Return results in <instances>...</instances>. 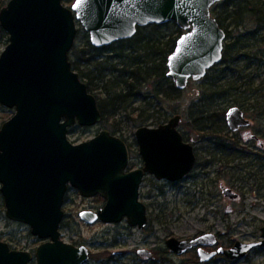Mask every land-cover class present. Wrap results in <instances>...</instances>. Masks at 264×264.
Returning <instances> with one entry per match:
<instances>
[{
	"label": "water",
	"instance_id": "95a60500",
	"mask_svg": "<svg viewBox=\"0 0 264 264\" xmlns=\"http://www.w3.org/2000/svg\"><path fill=\"white\" fill-rule=\"evenodd\" d=\"M222 1L83 0L77 8L75 0L68 8L63 0H9L0 9V26L9 35L0 55V104L15 110L0 128V192L6 217L27 224L42 240L35 253L14 250L0 240V264L87 263L89 248L61 237L62 207L70 187L83 197L105 200L98 212L80 213L87 223L126 220L142 230L149 223L147 206L140 201L146 174L176 183L196 165L194 147L179 130V114L158 127L137 129L144 166L131 171L126 143L108 130L82 144L68 139L71 127L103 121L96 97L70 61L77 22L96 48L132 39L139 28L175 23L184 33L167 58V77L183 91L190 80H202L222 62L227 34L211 12ZM226 122L233 132L250 123L238 107L227 111ZM223 193L234 197L228 189ZM217 241L215 234L205 233L192 240L170 237L166 246L176 255L199 246L204 262L217 254L236 260L264 247V227L260 241H236L230 249L213 253L202 248ZM138 253L153 259L148 250Z\"/></svg>",
	"mask_w": 264,
	"mask_h": 264
},
{
	"label": "rangeland",
	"instance_id": "374dc122",
	"mask_svg": "<svg viewBox=\"0 0 264 264\" xmlns=\"http://www.w3.org/2000/svg\"><path fill=\"white\" fill-rule=\"evenodd\" d=\"M1 1L0 9L9 2L0 0V3ZM74 1L63 0L68 8H71ZM77 28L74 46L84 54H94L96 60L104 62L102 69L118 64L115 59L117 55L128 54L124 47L129 43H115L112 47H103L99 51L91 49L88 46L89 34L79 22ZM0 30L1 55L9 43V35L1 26ZM177 30L180 28L175 23L162 25L161 37L167 40ZM238 32L233 31V34L238 35ZM144 36H152V31L144 32ZM242 43L252 48V37L243 38ZM111 57L112 61L107 63ZM261 63L263 61L242 59L231 65L233 71L228 73L225 71L227 66L220 64L219 68L208 72L207 80L204 78L201 81H190L187 88L180 90L181 93L172 99H148V103H145L142 99L131 98L121 110L110 118L103 119L101 123L91 127L75 125L69 129L68 139L74 144L90 141L103 130H108L122 139L128 147V170L131 171L144 166L135 136L137 129L141 126L158 127L179 114L183 118L179 130L184 139L194 147L197 155L194 170L183 181L173 183L157 180L154 175L146 174L140 187V201L147 206L149 223L142 230L130 227L126 220L119 224L100 221L87 223L80 218V213L85 210L98 212L104 207L105 200L100 196L83 197L77 189L70 187L62 207L65 216L60 226L61 237L65 242L77 246L86 245L89 248L91 257L85 264H184L186 258L193 257V254H172L166 246V240L170 237L188 240L213 232L220 234L219 244L223 247L231 246L236 241L251 243L261 239V228L264 227V151L258 145L246 146L241 137L231 133L227 124L228 134L224 131V136L216 137L195 130L189 119L192 106L203 103L205 84L221 81L222 88L231 89L235 86L238 89H233L224 97L213 101L210 110L219 113L220 118L217 120L226 123L222 112L238 106L254 122L253 132L264 140V115L261 113L264 111V65ZM82 69L86 70L85 67ZM258 74L255 84L252 85V77ZM84 81L87 82L86 79ZM98 85L99 89L90 92L97 102L105 98L101 89L102 83L98 82ZM256 89L258 90L255 91ZM149 90L151 87L147 85L141 92L148 95ZM252 90L255 91L254 94ZM253 104L261 111L253 109ZM153 107H156V111H152ZM143 109L146 110L142 113L143 117L154 115L158 118L160 114L157 112L161 111L162 119L142 121L143 119H139V110L142 112ZM14 113V109L0 104V128ZM210 155L215 156L211 163ZM223 189H228L237 196H225ZM0 240L7 242L14 250L32 253L42 243V240L31 233L30 226L6 217L1 192ZM141 249L151 252L154 259L140 255L138 251ZM212 264H264V249L255 250L245 258L235 261L218 257Z\"/></svg>",
	"mask_w": 264,
	"mask_h": 264
},
{
	"label": "trees",
	"instance_id": "16d2710c",
	"mask_svg": "<svg viewBox=\"0 0 264 264\" xmlns=\"http://www.w3.org/2000/svg\"><path fill=\"white\" fill-rule=\"evenodd\" d=\"M2 5V1L0 3ZM212 15L216 18L219 25L225 30L227 43L223 53V65H226V73L233 71L231 65L239 60L247 61H263L264 65V0H223L212 7ZM162 25H150L144 28H139L135 37L129 40L117 42L121 45H126L124 51L128 54L117 55L118 64H113L102 69L104 62L96 60L94 54H84L75 46L70 52V60L72 67L77 71L88 86V90L93 92L99 89L98 82L102 83V93L105 98L98 100V106L103 114V119L106 120L116 114L123 108V105L129 99H142L148 103V99L154 100H169L181 93L175 86V83L167 77V58L173 52L176 42L182 35L181 30H177L173 36L167 40L161 37ZM151 30L152 36H144V32ZM2 32V30H0ZM233 31H239L238 35H234ZM245 37H252V48H248L241 41ZM165 40V41H164ZM115 45V44H114ZM91 49L99 51L102 48H96L88 44ZM113 45L109 46L112 47ZM106 47V48H109ZM250 51V52H249ZM252 51V53H251ZM112 61V57L108 62ZM221 64V65H222ZM220 64L214 66L211 70L219 68ZM85 67L86 70L82 68ZM258 75L252 77V85ZM209 78L208 74L205 79ZM221 80V79H220ZM221 81H211L205 85V98L202 104L192 106L190 112V123L197 131L203 134L221 137L226 131L225 121L217 120L220 118L218 112L211 111L213 101L216 98H222L227 92L238 89L222 88ZM150 86L148 95H143L141 89ZM256 89L255 91H257ZM252 90V94L255 93ZM203 93V94H204ZM210 96V98H209ZM156 107L152 111H156ZM253 109H259L256 104H253ZM145 109L139 116V119L147 122L155 119H162V112L158 118L154 115L143 117ZM264 115V111H261ZM223 116L226 112H222ZM261 115V114H260ZM214 161L212 159L210 163ZM194 264V263H193Z\"/></svg>",
	"mask_w": 264,
	"mask_h": 264
},
{
	"label": "flooded vegetation",
	"instance_id": "af4514ba",
	"mask_svg": "<svg viewBox=\"0 0 264 264\" xmlns=\"http://www.w3.org/2000/svg\"><path fill=\"white\" fill-rule=\"evenodd\" d=\"M224 49H225V44H224ZM223 53H224V51H223ZM222 62H223V59H222ZM222 62L220 63V64H222ZM204 79V78H203ZM190 81H192V80H190ZM190 81H189V83H190ZM201 81V80H200ZM233 107H238V106H233ZM232 108V107H231ZM238 108H240V107H238ZM241 109V108H240ZM242 110V109H241ZM243 111V110H242ZM227 113V112H226ZM243 114H244V117H245V119H247V120H249L250 121V123H249V125L248 126H242V127H240L237 131H235V132H233V131H231L230 129V131H231V133H233V135H235L236 137H241L242 138V140H243V143L246 145V146H249V147H252V144L253 145H258L259 147H261V149L264 151V140H262L261 138H259L258 136H257V134H255L254 132H253V130H252V127H253V125H254V122L252 121V119L249 117V116H247V114L243 111ZM225 120H226V115H225ZM226 124H227V122H226ZM180 126V125H179ZM228 127V126H227ZM229 128V127H228ZM226 133L228 134V132H227V130H226ZM185 140V139H184ZM186 141V140H185ZM187 142V141H186ZM194 151H195V149H194ZM195 154H196V152H195ZM211 157H212V159H214L215 160V156L214 155H210ZM196 158H197V155H196ZM196 162H197V159H196ZM210 163V162H209ZM208 162H207V164H209ZM129 167V166H128ZM129 171V170H128ZM190 175V174H189ZM188 175V176H189ZM186 178V177H185ZM184 178V179H185ZM182 181H183V179H182ZM180 182V181H179ZM177 183V182H176ZM224 194V193H223ZM233 196L234 197H236L237 195L236 194H233ZM210 233H213V232H210ZM213 234H215L216 235V238H217V243H216V245H214V246H204V247H202L207 253H213V252H216L220 247H222V248H224V249H230L234 244H232L231 246H227V247H223V246H221L220 244H219V239H220V234H216V233H213ZM200 236V235H199ZM199 236H195V237H193V238H191V239H188V240H192V239H194V238H197V237H199ZM261 240V239H260ZM260 240H258V241H260ZM77 246V245H76ZM82 246V245H81ZM199 249H200V247L199 246H197V247H194L193 249H191V250H189L187 253H185V254H183V255H178V256H185V255H190V254H193V257H190V258H186V260H184L183 261V263L184 264H212L213 262H215L216 261V259L218 258V257H223V258H227L224 254H217V255H215L213 258H211L209 261H202L201 260V257H200V254H199ZM264 249V247H257V248H255V249H253L251 252H249L246 256H248L250 253H252L253 251H255V250H263ZM151 253V252H150ZM152 254V253H151ZM153 255V254H152ZM176 255V254H175ZM245 256V257H246ZM90 257H91V255H90ZM245 257H243V258H245ZM153 259H154V255H153ZM228 259V258H227ZM242 259V258H241ZM90 260V259H89ZM88 260V261H89ZM229 260V259H228ZM236 260H238V259H236ZM232 261H235V260H232Z\"/></svg>",
	"mask_w": 264,
	"mask_h": 264
},
{
	"label": "snow or ice",
	"instance_id": "6c2138e0",
	"mask_svg": "<svg viewBox=\"0 0 264 264\" xmlns=\"http://www.w3.org/2000/svg\"><path fill=\"white\" fill-rule=\"evenodd\" d=\"M83 0H76V4L74 5V7H80L82 4Z\"/></svg>",
	"mask_w": 264,
	"mask_h": 264
}]
</instances>
